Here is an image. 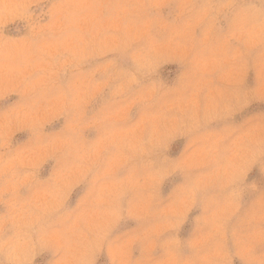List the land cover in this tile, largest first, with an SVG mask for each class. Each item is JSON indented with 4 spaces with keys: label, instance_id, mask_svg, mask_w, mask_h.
I'll return each mask as SVG.
<instances>
[{
    "label": "clouds",
    "instance_id": "clouds-1",
    "mask_svg": "<svg viewBox=\"0 0 264 264\" xmlns=\"http://www.w3.org/2000/svg\"><path fill=\"white\" fill-rule=\"evenodd\" d=\"M13 96L0 264H264V0H0Z\"/></svg>",
    "mask_w": 264,
    "mask_h": 264
},
{
    "label": "rangeland",
    "instance_id": "rangeland-1",
    "mask_svg": "<svg viewBox=\"0 0 264 264\" xmlns=\"http://www.w3.org/2000/svg\"><path fill=\"white\" fill-rule=\"evenodd\" d=\"M23 28H24V25H23V22L20 21V20H17V21H12L10 23H8L5 27V32L9 35H17L20 31H23ZM175 71V68L174 66L172 65H167L165 67H163L161 69V74L165 77V78H169ZM249 82H253L252 80V76L249 77ZM15 99V97H8L7 99H5L4 101H0V106H3V107H6L8 104H10L11 102H13V100ZM259 106H254V110L255 109H258ZM26 135V133H21L19 134L20 138H23L24 136ZM179 147V145H177L175 148H174V151L177 150ZM47 166H45V170L44 172L42 173L43 175H46L47 174ZM259 168L256 167L253 169V172L251 173L250 175V178L254 177V178H259ZM45 257L43 256H37L36 258V264H42V261Z\"/></svg>",
    "mask_w": 264,
    "mask_h": 264
}]
</instances>
